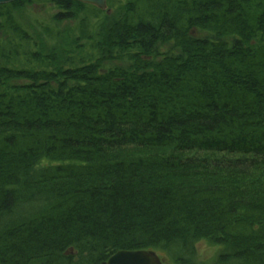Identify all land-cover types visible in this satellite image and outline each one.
I'll list each match as a JSON object with an SVG mask.
<instances>
[{
	"label": "trees",
	"instance_id": "trees-1",
	"mask_svg": "<svg viewBox=\"0 0 264 264\" xmlns=\"http://www.w3.org/2000/svg\"><path fill=\"white\" fill-rule=\"evenodd\" d=\"M105 2L0 4V264H264V0ZM24 5L74 27L54 62Z\"/></svg>",
	"mask_w": 264,
	"mask_h": 264
},
{
	"label": "rangeland",
	"instance_id": "rangeland-1",
	"mask_svg": "<svg viewBox=\"0 0 264 264\" xmlns=\"http://www.w3.org/2000/svg\"><path fill=\"white\" fill-rule=\"evenodd\" d=\"M78 2H80V1H78ZM80 3H86V2L82 1ZM87 4L94 5V4H90V3H87ZM21 8H17V10H16L17 14L19 15V17H21V21L24 23L26 31H28V33L33 37V39L35 41L37 39L36 46L33 47L31 45L29 47H33V50L42 48L41 50H44L45 54H49L50 58L53 57L51 59V61H53V62L56 58H59L62 56V52H61L62 50L65 51L71 47V46L69 47V45H70V41L76 35L74 32L75 29L72 26V24H69V22H63V23L59 24L58 26L56 24H52L50 22V17H51L50 15H51V13L54 12V9H52V7L50 5L47 7H40V6L32 7V9L30 6L24 5L23 9H21ZM100 10H102V9H100ZM102 11H105L108 15L112 14L111 13L112 9H109L107 7V3H106L105 9ZM36 20L37 21L38 20L43 21L44 23H47V25L52 27L53 32L57 33L58 35L57 36L56 35L55 36H47L44 32H42L41 28H38V25H37L38 23L36 22ZM0 33H1L0 38H2L4 35V32L2 29H1ZM39 43H40V45L38 46L37 44H39ZM52 46L57 47V49L55 50L54 53H51L52 50H50V48ZM192 154H194V156H198V157H201V156L208 157L207 155H211V156L213 155V157L226 158V159L239 158L241 156H245V158L246 157L251 158V157H254V155H255L252 153H246L245 155H242L236 151H234V152H226L225 151L223 153H217L214 150H212L210 152H205V151L199 150V149L192 150ZM262 157L264 158V154L261 156L259 155L258 158H262ZM247 172H248V174H251L254 177L256 176L258 178V182L255 184V186H257V187H258V185L264 186V170H263V168L258 169V171L251 170V171H247ZM247 183H249L248 179H247ZM199 245L200 246L198 248L196 263L212 257V255L214 253L213 247H209L206 244L205 245L199 244ZM158 257L162 258L165 264H168V262L166 261L165 258L161 257L160 255Z\"/></svg>",
	"mask_w": 264,
	"mask_h": 264
},
{
	"label": "water",
	"instance_id": "water-1",
	"mask_svg": "<svg viewBox=\"0 0 264 264\" xmlns=\"http://www.w3.org/2000/svg\"><path fill=\"white\" fill-rule=\"evenodd\" d=\"M15 0H0V4L11 3ZM96 5L104 10L106 7L105 0H77ZM104 264H165L162 258L152 250L123 251L119 250L109 256Z\"/></svg>",
	"mask_w": 264,
	"mask_h": 264
}]
</instances>
